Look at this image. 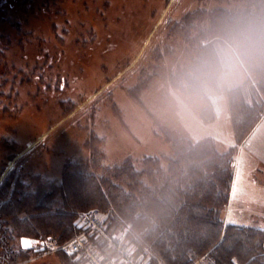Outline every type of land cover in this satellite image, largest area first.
I'll return each mask as SVG.
<instances>
[{"label": "trees", "instance_id": "16d2710c", "mask_svg": "<svg viewBox=\"0 0 264 264\" xmlns=\"http://www.w3.org/2000/svg\"><path fill=\"white\" fill-rule=\"evenodd\" d=\"M232 1L244 8L204 6L169 21V34L178 38L179 46L157 47L154 56L159 61L178 56L169 80L206 103L203 120L215 117L210 93H226L234 145L220 151L210 137L193 141L181 136L172 140L173 152L165 162L144 155L139 164L128 157L105 166L98 150L102 141L93 136L87 142L91 156L67 159L59 178L9 174L0 181V264H22L45 252L41 246L50 237L70 239L82 230L79 220L91 209L102 212L107 228L123 233L147 264H264V228L223 217L237 146L264 114V0ZM17 5L23 9L33 4L0 0L1 56L25 41L20 35L23 19L12 11ZM2 22H10L15 34L3 29ZM232 59L243 66L246 81L222 88L221 76ZM40 66L46 69L45 63ZM150 68L129 89L136 100L158 74L159 65ZM37 72L33 65L30 74L41 81ZM16 74H22L20 83L31 80L28 71ZM6 84L8 78L0 75V92ZM21 237L36 242L25 248ZM56 254L76 264V254Z\"/></svg>", "mask_w": 264, "mask_h": 264}, {"label": "rangeland", "instance_id": "374dc122", "mask_svg": "<svg viewBox=\"0 0 264 264\" xmlns=\"http://www.w3.org/2000/svg\"><path fill=\"white\" fill-rule=\"evenodd\" d=\"M31 1L30 7L17 5L12 10L23 19L20 35L25 41L0 55V75L9 81L0 92V181L18 173L59 178L67 159L91 156L87 142L93 136L102 141L98 150L105 166L128 157L139 164L144 155L165 162L173 152L172 140L181 136L193 141L210 137L220 151L233 146L226 93H210L215 117L203 120L206 103L184 94L169 80L178 56L165 55L159 61L154 52L165 45L179 46L178 38L169 34V21L204 6L243 9L242 2ZM9 23L2 22V27L14 35ZM43 63L46 69H40ZM33 65L43 75L41 81L30 74ZM152 65H159L158 74L136 100L129 89ZM21 69L28 71L30 81L20 83L22 74L16 73ZM246 76L243 66L232 59L220 86L243 83ZM246 173L240 159L223 217L264 228V190L254 186L257 179H264V172L256 167L252 176ZM77 257L76 264H85ZM22 264L67 262L56 252L45 251Z\"/></svg>", "mask_w": 264, "mask_h": 264}, {"label": "built area", "instance_id": "2783aa9c", "mask_svg": "<svg viewBox=\"0 0 264 264\" xmlns=\"http://www.w3.org/2000/svg\"><path fill=\"white\" fill-rule=\"evenodd\" d=\"M82 230L66 241L50 237L43 242L47 252L67 251L83 259L85 264H147L134 246L118 231H110L105 215L97 209L86 212L79 220ZM103 242L99 246L96 240Z\"/></svg>", "mask_w": 264, "mask_h": 264}, {"label": "crops", "instance_id": "0c3cea01", "mask_svg": "<svg viewBox=\"0 0 264 264\" xmlns=\"http://www.w3.org/2000/svg\"><path fill=\"white\" fill-rule=\"evenodd\" d=\"M229 117H230V115H229ZM215 142H216V140H215ZM216 146H217V142H216ZM240 159H243V164L246 165V171H247L246 176L248 174H250L252 176L253 175L252 171L256 167H260L261 169H263V172H264V114L261 116V118L255 124V126L251 129V131L246 135V137L242 140V142L237 146L236 156H235V166H234L235 172H234V176H233V182H234L236 170H237V167L239 165ZM263 183H264V179H257L254 182V186L256 187V191L261 190L260 188H262L264 190V187H262ZM233 184L234 183H232V192H233V188H234ZM248 185L251 186L252 183H250V184L248 183ZM257 185L260 186V188H258ZM259 193L260 192H258L256 194L258 195ZM231 196H232V193H231ZM231 196H230V199H231Z\"/></svg>", "mask_w": 264, "mask_h": 264}, {"label": "water", "instance_id": "95a60500", "mask_svg": "<svg viewBox=\"0 0 264 264\" xmlns=\"http://www.w3.org/2000/svg\"><path fill=\"white\" fill-rule=\"evenodd\" d=\"M36 242L34 241V239H31L29 237H21V245L25 248H30L32 247L33 243ZM42 243V242H41ZM44 247L41 246V249H43Z\"/></svg>", "mask_w": 264, "mask_h": 264}]
</instances>
